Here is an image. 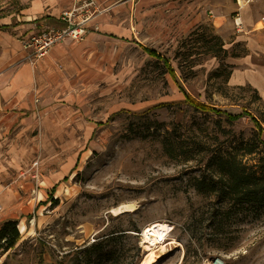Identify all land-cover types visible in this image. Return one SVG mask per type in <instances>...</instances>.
Segmentation results:
<instances>
[{
  "label": "rangeland",
  "instance_id": "1",
  "mask_svg": "<svg viewBox=\"0 0 264 264\" xmlns=\"http://www.w3.org/2000/svg\"><path fill=\"white\" fill-rule=\"evenodd\" d=\"M29 2L0 0V22ZM135 2L121 12L128 31L105 35L70 85V135L28 145L0 202V227L16 220L20 233L0 264H140L153 222L171 228L159 264H264V209H230L193 186L215 181L214 156H241L260 125L264 143V0L238 27L234 0Z\"/></svg>",
  "mask_w": 264,
  "mask_h": 264
},
{
  "label": "crops",
  "instance_id": "2",
  "mask_svg": "<svg viewBox=\"0 0 264 264\" xmlns=\"http://www.w3.org/2000/svg\"><path fill=\"white\" fill-rule=\"evenodd\" d=\"M29 1L17 17L0 22L6 27L0 29V202L21 179L28 145L32 148L42 138L54 144V138H62L60 133L70 135V85L82 82L77 74L87 64L88 54L107 44L105 35L116 38L128 31L123 27L128 18L121 12L136 7L135 0H95L106 11L92 22L84 41L66 40L30 62V52L21 41L62 26L59 15L73 0Z\"/></svg>",
  "mask_w": 264,
  "mask_h": 264
},
{
  "label": "trees",
  "instance_id": "3",
  "mask_svg": "<svg viewBox=\"0 0 264 264\" xmlns=\"http://www.w3.org/2000/svg\"><path fill=\"white\" fill-rule=\"evenodd\" d=\"M3 28L6 27L0 26V29ZM217 41L219 40L217 39ZM182 45L183 42L178 45V50L183 47ZM213 51L210 56H216L214 54L216 52ZM180 55L186 59L190 57L187 52ZM223 56H225V53ZM166 69L170 70L171 68L168 66ZM170 72L174 74L173 71ZM195 108L200 110V112L214 111L222 113L200 103H196ZM239 117H242V115H229L226 119L231 122ZM252 120L254 121L255 119L252 118ZM254 122L259 127L256 120ZM262 130L261 125L259 130H255L259 139L256 137V141L253 139L251 142L245 143L241 156L235 153L215 155L213 158V167L216 174L215 181H212V178H210L209 182H206L203 177L195 178L193 186L196 190L202 194H213L219 203H224V206L228 205L230 209L232 207L241 209L245 205L251 206L254 210L264 209V143L261 141ZM259 144L263 147L260 152L257 151ZM255 153L261 155L257 158V163L249 164L247 160L244 161L243 156H251ZM17 223L16 220H6L1 225L0 250L2 252L12 249L19 240L20 233Z\"/></svg>",
  "mask_w": 264,
  "mask_h": 264
},
{
  "label": "built area",
  "instance_id": "4",
  "mask_svg": "<svg viewBox=\"0 0 264 264\" xmlns=\"http://www.w3.org/2000/svg\"><path fill=\"white\" fill-rule=\"evenodd\" d=\"M253 0H234L236 18L235 26L240 24V12L249 6ZM105 8H100L95 0H73L68 10L61 12L59 21L62 26L59 28H48L43 31L31 34L21 41L25 50L30 52V62L45 57L51 47L61 45L66 40L81 41L86 36L91 24L98 19ZM94 26V30H97ZM202 264H228L220 258L213 261L204 260Z\"/></svg>",
  "mask_w": 264,
  "mask_h": 264
},
{
  "label": "bare ground",
  "instance_id": "5",
  "mask_svg": "<svg viewBox=\"0 0 264 264\" xmlns=\"http://www.w3.org/2000/svg\"><path fill=\"white\" fill-rule=\"evenodd\" d=\"M261 26H264V17L258 21L255 28H260ZM132 208L131 205H124L113 209V213L119 214L124 211H131ZM170 230L171 228L168 225L159 222L150 223L143 229L141 244L146 256L140 264H159L157 259L165 254L166 249L164 243ZM168 244L172 245L176 244V242L172 239Z\"/></svg>",
  "mask_w": 264,
  "mask_h": 264
}]
</instances>
